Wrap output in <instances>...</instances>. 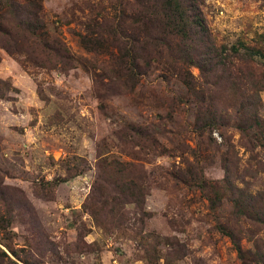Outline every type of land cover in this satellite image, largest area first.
I'll list each match as a JSON object with an SVG mask.
<instances>
[{
  "label": "rangeland",
  "instance_id": "rangeland-1",
  "mask_svg": "<svg viewBox=\"0 0 264 264\" xmlns=\"http://www.w3.org/2000/svg\"><path fill=\"white\" fill-rule=\"evenodd\" d=\"M196 3L219 43L230 46L264 32V0ZM36 4L50 36L61 38L76 61L49 63L38 52L22 59L0 48V78L16 88L0 99V264H146V249L161 256L160 264H242L217 229L231 219L228 194L212 209L213 193L192 180L201 177L224 190L221 154L234 146L239 163L234 166L230 151L229 166L245 181L234 180L252 192L264 189V175L254 174L264 148L246 150L236 128L242 98L237 79L206 83L191 68L206 95L199 102L159 60L149 59L146 68L143 35L138 51L144 73L116 79L111 69L129 46L116 27L139 33L128 16L141 11L142 0ZM91 31H101L96 37L108 50L85 49L80 35ZM256 95L264 124V91ZM199 110L231 121L209 130L196 120ZM115 160L144 176L143 205L108 198L115 193L102 188L101 176ZM240 228L264 242L257 228ZM246 238L241 244L251 248Z\"/></svg>",
  "mask_w": 264,
  "mask_h": 264
},
{
  "label": "trees",
  "instance_id": "trees-1",
  "mask_svg": "<svg viewBox=\"0 0 264 264\" xmlns=\"http://www.w3.org/2000/svg\"><path fill=\"white\" fill-rule=\"evenodd\" d=\"M142 1L144 5L141 11L128 16L132 24H138V34H127L124 27L117 26L118 21L113 24L114 28L117 26L116 34L129 41V46L122 53L124 59L120 60L117 68L111 69L116 79L127 75L133 78L144 73L145 70L140 72L142 55L138 51L141 35L144 41L147 39V46L153 43L151 48L147 49L146 46L142 50L148 57L146 68L149 66V59L159 60L165 66L166 72L181 81L199 102H203L206 95L195 85L191 68H197L206 83L212 77L214 84H220L221 81L233 83L236 78L235 85L238 84L242 90V98L237 106L241 119L239 118L236 125L240 132V144L250 151L257 146L264 148V124L258 113L260 99L255 98L256 94L264 91V32L253 31L250 37L242 36L228 46L217 42L204 23L201 12H196L197 0H160L159 3ZM34 4L36 0H0V48L8 55L22 59L38 52L49 63L56 61L63 64L68 60L75 62L63 40L50 36L42 19L41 5ZM96 36H101V31L82 34L80 43L85 49L94 50L101 46ZM107 45L103 44L101 50H108ZM130 82L133 87L134 83L131 80ZM13 90L16 88L8 80L0 78V99ZM196 116V120L204 121L209 130L220 129L231 121L230 118H218L214 110H199ZM230 151L234 154V166L238 167L239 163L234 146L231 149L226 148L221 154L225 173L224 190H219L201 177H194L192 180L195 181V186L207 187V192L213 193L214 196L209 197L212 209L220 205L223 195L228 194L232 206L231 219L229 222L217 224V229L230 239L242 264H264V242L261 237L240 228L249 224L264 234V189L252 192L249 187L240 186L234 180L245 181L240 175L241 172L230 168ZM110 166L112 171L104 173V169ZM126 166L129 164L117 160L104 166L101 186L104 189L110 187L114 191V195L108 196L110 200L141 206L144 204L148 186L143 175L136 174L133 169L127 172ZM257 173L264 175V159L255 162L254 174ZM230 220L232 225L229 224ZM3 222L1 219L2 228ZM244 236L252 242L251 248L242 246L241 239ZM144 259L146 264H160L161 256L155 250L151 253L146 249Z\"/></svg>",
  "mask_w": 264,
  "mask_h": 264
}]
</instances>
